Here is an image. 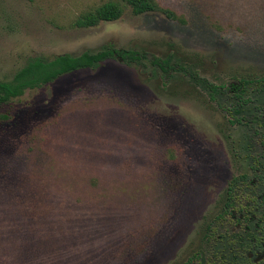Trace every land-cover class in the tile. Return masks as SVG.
Returning a JSON list of instances; mask_svg holds the SVG:
<instances>
[{"label": "rangeland", "instance_id": "obj_1", "mask_svg": "<svg viewBox=\"0 0 264 264\" xmlns=\"http://www.w3.org/2000/svg\"><path fill=\"white\" fill-rule=\"evenodd\" d=\"M107 1L0 0V82L34 59L106 45L183 67L166 78L108 60L0 106V264H185L195 254L264 264V163L237 188L249 215L217 219L232 181L264 155V135L252 148L255 129L189 75L228 89L251 82L258 128L264 0H157L186 23L127 7L118 21L73 27Z\"/></svg>", "mask_w": 264, "mask_h": 264}, {"label": "trees", "instance_id": "obj_2", "mask_svg": "<svg viewBox=\"0 0 264 264\" xmlns=\"http://www.w3.org/2000/svg\"><path fill=\"white\" fill-rule=\"evenodd\" d=\"M131 8L134 15H142L145 13L156 12L167 16L170 20L178 21L185 24L186 21L183 17L178 16L175 12L168 8L162 7L157 0H108L96 8H92L81 13L75 20L73 27L75 28H93L99 26L101 23L115 22L120 20L124 13L125 8ZM108 60H117L128 65H138L146 67L151 65L157 71L162 72L166 78H169L173 72L183 71V67L179 63H175L172 58L162 60L156 56H150L145 51L117 49L113 45H106L97 51H86L81 55L74 56L70 54L59 55L54 58H37L32 60L28 65L22 68L11 81L0 82V106L5 105L15 99L22 97L28 90L38 89L58 80L60 77L86 69H97L104 62ZM180 70V71H179ZM190 79L199 84L203 91L206 92L210 99L217 100L219 98H226L225 103L234 108L231 116L234 118V124H253L252 129L253 137H248L250 146L256 148L253 140L254 136L261 134L263 139L264 135V115L259 118L258 128H255L256 121H249L247 116L253 117L254 114L247 110L252 103L251 98L248 96V89L251 82L243 81L239 85H232V89L219 87L206 80H201L197 74H190ZM260 83H264L261 80ZM233 93L230 98L229 93ZM237 100V101H236ZM223 107V104H220ZM255 122V123H254ZM249 126V125H248ZM248 155V154H247ZM252 158V157H251ZM264 155L253 156L252 160L256 165L254 169H259L261 163H264ZM249 159V157H248ZM260 170V169H259ZM242 178H247V175L235 178L231 185L228 187L227 193V207L218 215V220H226L228 217L236 216L232 211L238 210L241 202L239 201L240 195L238 194L239 181ZM211 228L207 231V239L212 236L210 233ZM201 256L195 254L192 259L188 260L185 264H204L200 261Z\"/></svg>", "mask_w": 264, "mask_h": 264}, {"label": "flooded vegetation", "instance_id": "obj_3", "mask_svg": "<svg viewBox=\"0 0 264 264\" xmlns=\"http://www.w3.org/2000/svg\"><path fill=\"white\" fill-rule=\"evenodd\" d=\"M240 125H244L243 123L242 124H240ZM246 127H250V128H252V126H246ZM262 135V131H261V134H259V137ZM263 148H264V146H263ZM260 156V155H259ZM262 160H264V158H262ZM253 165H255V164H252V165H249L248 167H249V169H250V171H251V174H247V178H242L241 179V181H239V187L241 188L242 187V189L244 190V188L245 187H247L248 186V188H249V183H251V184H254L253 182H257V180L255 179V173H257V172H259L260 170L259 169H254L253 168ZM260 166L262 165V163L261 164H259ZM263 166V165H262ZM243 175H245V174H243ZM251 181V182H250ZM248 184V185H247ZM251 184H250V186H251ZM227 196H229V194L227 193ZM240 205H242V204H240ZM224 207H227V202L224 204ZM239 211L238 210H235V211H232L231 210V213L233 212V213H235L236 215H237V212H238V215L241 217V218H244V216L245 215H249L248 214V212H249V210H250V208L249 209H246V206H239ZM223 210H224V208H223ZM226 218L228 219L229 217H228V214H227V216H226Z\"/></svg>", "mask_w": 264, "mask_h": 264}]
</instances>
